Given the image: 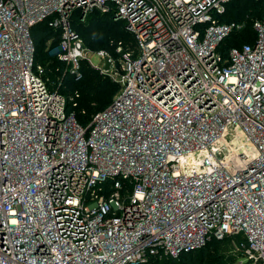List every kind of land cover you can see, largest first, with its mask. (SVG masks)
Wrapping results in <instances>:
<instances>
[{"label": "built area", "instance_id": "1", "mask_svg": "<svg viewBox=\"0 0 264 264\" xmlns=\"http://www.w3.org/2000/svg\"><path fill=\"white\" fill-rule=\"evenodd\" d=\"M228 1L0 0V264H151L238 234L239 264H264V8L223 56L247 19L220 20ZM94 9L134 46H84L71 19ZM47 17L60 81L86 60L120 84L85 126L34 63Z\"/></svg>", "mask_w": 264, "mask_h": 264}, {"label": "trees", "instance_id": "2", "mask_svg": "<svg viewBox=\"0 0 264 264\" xmlns=\"http://www.w3.org/2000/svg\"><path fill=\"white\" fill-rule=\"evenodd\" d=\"M262 8H264L262 0H229L225 3L224 12L218 16L220 20L246 19V15L247 19L244 28L240 32L229 34L219 43L217 50L223 56L226 55L229 47L240 46L242 43L252 41L254 37L252 19L260 17ZM49 19L50 17H47L33 24L29 29L34 47V63L43 66L44 75L54 82L53 87L58 85V91L61 94L73 96L72 100L67 101V109L72 110L76 120L85 126L92 118L90 115L93 111H99L108 105L109 96L113 92H117L119 86L107 77L102 78L97 71L91 69L83 61L81 62L80 78L75 79L72 75L66 74L60 81L62 63L56 58V55L49 52L57 44L59 30L49 26ZM71 26L82 37L84 45L93 49H107L115 55L114 48L119 41L122 44V41L128 43V45H123L125 48L134 46V43H132L134 39L126 31L124 21L114 20L111 13H103L94 9L86 15L83 21H80L78 12H76L71 19ZM50 39V43L47 44ZM48 84L52 87V84L50 85L49 82ZM74 92H78L77 96L81 94L82 104L77 102ZM108 183H110L109 180L105 185L108 186ZM122 184L123 188L130 187V183L127 180H122ZM233 238L236 241L243 240L240 234L226 236L221 239L213 238L200 248L182 252L177 257L163 256L161 258H152L150 263L236 264V260L242 255L233 251ZM240 264H249V262L244 261Z\"/></svg>", "mask_w": 264, "mask_h": 264}, {"label": "rangeland", "instance_id": "3", "mask_svg": "<svg viewBox=\"0 0 264 264\" xmlns=\"http://www.w3.org/2000/svg\"><path fill=\"white\" fill-rule=\"evenodd\" d=\"M82 38V37H81ZM82 41H83V39H82ZM123 42V44H122V46L123 45H128V43H126L125 41H122ZM132 43H134V40H132ZM84 44V43H83ZM84 46H86V45H84ZM86 47H88V46H86ZM88 48H90V47H88ZM123 48H125V47H123ZM91 50H98V49H93V48H90ZM101 49V48H100ZM115 49V48H114ZM92 60L93 61H95L96 62V57L95 56H92ZM83 62L87 65V66H89L91 69H93V70H95V71H97V73L99 74V75H101L102 76V78H104V77H107V78H109L111 81H113V82H115V83H117L118 84V86H119V88H120V84H119V82L117 81V80H114V79H112L110 76H108V75H106V74H102V73H100L98 70H96L88 61H86V60H83ZM43 67V66H42ZM80 68H81V65H80ZM81 72V71H80ZM82 85V84H81ZM119 90V89H118ZM118 90H117V92H118ZM117 92H113L110 96H109V100H110V98H111V96H112V98H111V100H110V102L112 101V99H113V97L116 95V93ZM77 94H78V92H74V95L77 97V102L80 104H82V101H81V97H80V95L81 94H79V96H77ZM79 97V98H78ZM109 100H108V102H109ZM107 102V104H109ZM78 103H76L77 105H78ZM106 104V105H107ZM97 112V110L96 111H93L92 112V114L90 115V116H93L95 113ZM232 250V249H231ZM240 260H242V257H240L238 260H236V264H238L239 262H237V261H240Z\"/></svg>", "mask_w": 264, "mask_h": 264}, {"label": "water", "instance_id": "4", "mask_svg": "<svg viewBox=\"0 0 264 264\" xmlns=\"http://www.w3.org/2000/svg\"><path fill=\"white\" fill-rule=\"evenodd\" d=\"M107 66H108V61H107L106 64H105V68H107Z\"/></svg>", "mask_w": 264, "mask_h": 264}]
</instances>
